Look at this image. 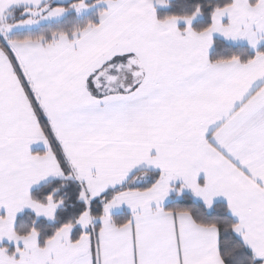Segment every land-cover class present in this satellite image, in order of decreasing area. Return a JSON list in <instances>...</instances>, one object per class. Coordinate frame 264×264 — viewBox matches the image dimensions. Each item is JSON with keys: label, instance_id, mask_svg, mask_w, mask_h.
Instances as JSON below:
<instances>
[{"label": "snow or ice", "instance_id": "snow-or-ice-1", "mask_svg": "<svg viewBox=\"0 0 264 264\" xmlns=\"http://www.w3.org/2000/svg\"><path fill=\"white\" fill-rule=\"evenodd\" d=\"M0 264H264V0H0Z\"/></svg>", "mask_w": 264, "mask_h": 264}]
</instances>
